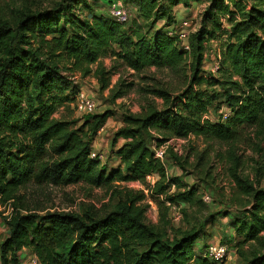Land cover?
<instances>
[{
    "label": "trees",
    "instance_id": "16d2710c",
    "mask_svg": "<svg viewBox=\"0 0 264 264\" xmlns=\"http://www.w3.org/2000/svg\"><path fill=\"white\" fill-rule=\"evenodd\" d=\"M123 1L137 5L150 21L149 30L137 20L132 24V18L118 22L90 0H63L45 11L28 8L15 27L0 19V201L14 209L7 219L9 234L0 244L1 264H22L23 249L31 250L38 264H220L205 254L208 245L197 248L204 237L201 228L170 226L165 220L170 205L185 202L198 212L204 202L197 187L168 176L166 162L155 157L152 145L191 135L233 144L247 131L264 138V0ZM194 3L206 5L200 28L187 39L189 50L177 33L151 31L162 17L174 27V7ZM225 17L230 27L223 51L217 52L220 67L203 76L206 48ZM108 56L136 73L151 67L189 72L177 94L167 87L148 89L163 105L148 99L141 111L123 117L113 144L120 137L127 141L116 150L120 163L110 173L99 156L91 155L110 111L55 116L73 106L80 90L73 76L94 74L102 89L109 86L111 71L102 63ZM125 93L117 87L112 99ZM216 106L219 117H207ZM224 107L232 111L226 120ZM234 165V199L241 205L231 220L242 238L237 254L246 264H264V188L239 175L237 161ZM148 175L158 176L149 191L165 196L158 203L162 224L147 221L144 190L116 189L118 201L105 212L43 214L22 193L32 180L113 187L116 181L145 183Z\"/></svg>",
    "mask_w": 264,
    "mask_h": 264
},
{
    "label": "rangeland",
    "instance_id": "374dc122",
    "mask_svg": "<svg viewBox=\"0 0 264 264\" xmlns=\"http://www.w3.org/2000/svg\"><path fill=\"white\" fill-rule=\"evenodd\" d=\"M62 1L0 0V19L9 22L12 27H15L22 13L28 8L32 10L31 12L52 10L57 8ZM90 1L99 12L114 18L112 16V6L119 0ZM126 5H129L132 11V24L137 20L143 25H147L145 26V31L149 30L150 21L140 16L137 5L130 2L126 3ZM205 5V3L195 4L198 8L195 7L194 12L188 14L183 13L182 6L180 9L177 8V13L174 9V21L177 20L174 27L168 25L166 17H162L156 21L151 31L169 32L171 30L176 33L184 21H188L191 23L189 29L193 33L201 26ZM153 17H155V13L152 14ZM223 19L224 22L220 33L209 40L206 48L207 57L202 69L203 76L209 75L210 72L213 73V62L216 54L219 50L223 51L224 49L227 39V28L230 27V23L226 17ZM151 31L149 33L150 36H152ZM102 63L107 71H111L107 88H101L100 81L94 74H90L87 77L77 74L75 79H72L73 81L77 80L80 91L96 100L97 108L95 113L107 110L111 113L97 137L93 140V150L100 155L101 166L105 167L106 171L110 173L120 163L116 150L127 141L120 137L113 144L116 132L124 126L123 117L130 112L141 111L143 105L148 103V99H155L158 106L163 105V99L150 93L148 89L152 87H167L171 91L176 92L174 94H177L179 89L183 86L185 87L189 80L187 78L189 77V72L151 67L141 73H136L129 69L121 60L110 56L103 58ZM63 73H66V71ZM67 73H70V71ZM117 87H122L123 90L126 89V93L113 100L112 95ZM201 87L206 88V83L203 82ZM70 115H72L71 118L84 117L74 106L71 109L62 107L55 113L58 118L69 117ZM208 115L207 117L213 119L218 118L220 112L217 106L210 107ZM153 133V135H158L154 131ZM167 142L169 149H167L164 162L167 165L168 176L180 177V181L186 186L198 188L199 193L202 194V200L204 194H208L210 200H203L204 206L198 212L197 206L191 207L190 204L185 202L175 205L167 203L170 206L165 220L170 223V226L190 228L195 225L201 228L204 231V237L199 241L197 248L206 247L209 244L225 245L228 248V253L221 264H246L242 262L237 254L236 243L242 238L231 225L232 217L238 214L237 209L241 206L234 199L235 180L233 167L237 161L239 167L236 169L237 173L241 176L249 177L257 188H264V138L262 134H257L255 131L244 132L242 139L233 144L206 141L203 137L195 135H191L186 139L171 138ZM152 176L154 178L146 177L145 183L142 181H116L113 187H91L84 182L56 186L49 183H37L32 180L23 188L22 193L26 196L27 204L32 208L37 207L38 212L43 214L47 211L56 210H75L83 213L88 209H95L105 212L118 201L116 189L127 187L135 191L144 190L147 221L150 224H162L163 222H160L161 212L158 203L164 200L165 196L153 195L149 191V188L158 180L157 175ZM175 189V186H172V192ZM185 207H189L187 212L183 211ZM13 210V206L10 203H1L0 201V244L9 234L7 219ZM228 212L230 213L227 215ZM262 235L264 237V232ZM21 263L34 264L31 250L23 249L21 251Z\"/></svg>",
    "mask_w": 264,
    "mask_h": 264
},
{
    "label": "built area",
    "instance_id": "2783aa9c",
    "mask_svg": "<svg viewBox=\"0 0 264 264\" xmlns=\"http://www.w3.org/2000/svg\"><path fill=\"white\" fill-rule=\"evenodd\" d=\"M112 16L121 23H127L131 20L132 18V11L129 7V5H126V3H123V1L119 0L118 2H115L112 6ZM181 28L176 32L179 35V38L184 41L185 49L189 50L190 46L187 43V39L190 34V27L191 23L188 21H184L183 25L180 26ZM170 34H175L173 31H169ZM213 69L212 72L216 73L217 70L220 67V54H216L215 61L213 62ZM76 75L73 76L72 78L75 79ZM72 79V80H73ZM77 84V80L74 81ZM73 106L76 108L78 112L81 114H88L92 113L96 110L97 108V103L96 100L83 91H80L76 94L75 101L73 102ZM226 110V111H225ZM222 113V119L226 120L229 116H231L232 111L230 108H222L221 110ZM154 155L156 158L164 161L166 157V152L167 149L169 148L168 142L164 143L163 145L157 146L156 144L152 145ZM92 157H96L100 155L97 154L94 150L91 153ZM147 178H154L152 175H148ZM203 200L204 201H209L210 196L208 194L203 195ZM228 253V248L225 245L222 244H209L206 248L205 254L212 260L222 263ZM32 261L34 264H38V259L35 255L32 254Z\"/></svg>",
    "mask_w": 264,
    "mask_h": 264
},
{
    "label": "crops",
    "instance_id": "0c3cea01",
    "mask_svg": "<svg viewBox=\"0 0 264 264\" xmlns=\"http://www.w3.org/2000/svg\"><path fill=\"white\" fill-rule=\"evenodd\" d=\"M195 4L197 5V3H194V4H192V6H190V7H186V6H184L183 4H178V5H176L175 7H174V9H175V11H176V13H177V8H179L180 9V7L182 8V10H183V13H192V12H194V8L195 7H197V6H195ZM198 8V7H197ZM204 8V7H203ZM178 9V10H179ZM97 137V136H96ZM199 248V247H198Z\"/></svg>",
    "mask_w": 264,
    "mask_h": 264
}]
</instances>
